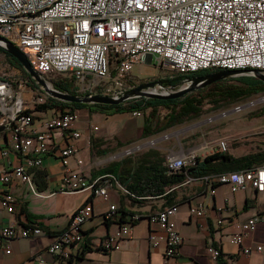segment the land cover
Segmentation results:
<instances>
[{"label": "built area", "instance_id": "built-area-1", "mask_svg": "<svg viewBox=\"0 0 264 264\" xmlns=\"http://www.w3.org/2000/svg\"><path fill=\"white\" fill-rule=\"evenodd\" d=\"M0 37L18 46L33 68L52 84L53 78L73 79L77 91L85 92L90 88L87 78L92 76L110 83L104 94L117 95L128 90L125 80L135 66L151 62L153 58L159 64H169L181 75L218 69L264 71V0H0ZM18 84L21 92L14 88L11 79L0 76V126L10 130L14 149L21 156L18 164L6 167L1 182H26L35 195L48 196L38 189L33 170L43 167L44 158L51 151L53 133L62 131L73 141L61 150V161L66 168L59 191L93 190L106 198L108 188L100 183L104 176L90 181L85 173L67 166L69 158L79 149L75 141L81 137L77 112L48 108L53 113L38 130L33 126L35 110L27 106L23 91L32 90L36 105L50 96L40 85L37 89L31 88L28 77H20ZM217 149L227 152L228 140L220 139ZM1 153L7 155L9 150ZM195 161L194 151L170 155L167 172H182ZM202 178L212 184H229L233 191L248 185L264 191V165ZM194 179L187 176L183 183ZM1 198L9 211L15 209L13 194L4 192ZM177 211L178 206L171 204L146 216L135 213L131 219L134 223L147 217L164 229L168 258L178 255L182 243V234L173 219ZM191 212L203 216L205 205L193 206ZM91 216L92 207L81 206L68 226L55 235L48 247L56 258L53 264L72 258V247L83 239L82 225ZM105 216L109 220L117 219L116 205H111ZM258 219L253 217L238 224L239 231L231 235V242L241 244ZM43 232L38 223L22 227L5 224L0 230L1 242L10 253V243L15 237H33ZM125 236H132V228L122 224L97 246L106 251L119 249ZM150 240L153 245L159 244L154 235ZM252 251L264 254V244L243 248L246 254ZM208 253L213 264H222L219 246H208ZM37 264H44V260Z\"/></svg>", "mask_w": 264, "mask_h": 264}, {"label": "crops", "instance_id": "crops-1", "mask_svg": "<svg viewBox=\"0 0 264 264\" xmlns=\"http://www.w3.org/2000/svg\"><path fill=\"white\" fill-rule=\"evenodd\" d=\"M23 95L27 99V106L35 110L33 126L40 130L43 121L53 113V110H37L36 105L31 107L30 104H34V93L30 88L24 90ZM37 111H42V113H37ZM87 111L81 110L80 116L78 115L81 137L75 141L79 149L69 158L67 166L72 170L85 173L90 181L104 176L100 183L107 186L108 196L104 198L95 194L93 190L76 193L59 191L66 168L61 161V150L73 139L68 138L62 131H55L51 151L45 156L41 168L47 172V186L44 189L37 186L38 189L47 192L48 196L35 195L26 182L14 181L4 184L0 180V230L3 225L10 223L17 224L18 227L38 223L44 231L38 236L15 237L10 243V253L5 251L0 235V264H37L40 260H44V264L56 262V258L48 251V247L54 241L55 235L68 226L74 212L85 205L92 207V216L82 225L83 239L72 247L70 260H58L57 264H213L208 253L210 245L221 248L223 263L262 264L264 254L256 251L246 254L243 252V248H254L258 244H264V191H258L252 185L233 191L229 184H212L203 178L195 177L188 183L181 182L167 187L166 192L162 195L148 194L137 197L132 194L133 197H130L129 191L119 179V172L116 174L102 172V169L107 165L102 167L97 165V162L94 161V148L96 143L107 141L109 138L134 142L133 138L139 135L144 137L145 117L151 110L140 111L142 113L135 115V117L144 116L137 123L135 137H127L130 129L126 127L122 128L119 134L98 133L97 126L93 124L94 114L88 109ZM157 134L143 138L148 139L154 136L152 140H156L152 146L148 145L149 141H143L142 145L146 146L144 152L163 156L166 165L168 157L172 155L171 151L165 153L167 145L171 143H167V140L171 141L172 136L169 133L159 136ZM219 140L215 143L202 142L201 145L194 143V138H186L182 143L177 140L180 149L174 155L180 156L184 153L181 151L183 149L196 148L194 149L196 159L204 158L218 151ZM5 149H8L9 153L2 155L1 152ZM262 150L264 147L255 152ZM84 152H87V155H84ZM227 152L236 157L246 155L231 151L230 139H228ZM20 158V154L14 149L10 130L5 128L0 131V177L4 174L7 166L18 164ZM150 159L154 160L155 156ZM79 160H82V163ZM255 165H264V163L252 166ZM124 182L129 183L127 179H124ZM4 192H10L16 197L13 211H9L2 203L1 195ZM134 197L137 199L135 200ZM171 204L178 206V211L173 219L182 234V243L179 246L178 255L168 258L165 256L167 242L164 229L159 224L151 222L147 217L134 223H131V219L135 213L146 216ZM199 204L205 205L203 216H197L191 212V208ZM111 205L117 207V219L114 220L106 219L105 216ZM124 212L126 215L124 221L121 222ZM253 217L259 219L245 235L242 243H232L231 235L239 231L238 224ZM122 224L131 226L132 236H125L119 249L106 251L98 248V242L117 232ZM151 235L159 240L158 245H153L150 240Z\"/></svg>", "mask_w": 264, "mask_h": 264}, {"label": "rangeland", "instance_id": "rangeland-1", "mask_svg": "<svg viewBox=\"0 0 264 264\" xmlns=\"http://www.w3.org/2000/svg\"><path fill=\"white\" fill-rule=\"evenodd\" d=\"M176 75L178 73L169 64H159L158 60L153 58L151 62L136 65L129 74L128 79L125 80L124 85L130 90L143 82L166 80ZM0 76L4 79H11L14 83V88L18 92H21V89L18 87V80L22 76L13 69L5 53L1 51ZM237 77L223 79L226 80L223 83L241 84V81ZM57 79L53 78V81ZM87 79L89 80L88 86H90L89 90H87L88 92L92 90L96 93H104L106 92L105 87L110 85L106 80H100L92 76H89ZM202 89L200 91L195 90L186 96L196 95L204 97L203 112L199 116L190 118L183 123L168 128L165 132L157 134L159 136L169 133L172 136L171 141L167 140V143H171L167 145L165 153L171 151L172 155L176 154V151L180 149L177 140H180L182 143L186 138H194V143H200V145L202 142L215 143L221 138H227V140L230 139L231 141V151H236L238 154L255 152L264 147V91L236 101H220V98L209 96L210 93L217 89L215 85L210 84ZM87 91L85 92L88 93ZM85 92L81 94H85ZM135 99L138 98L128 100L124 104H128ZM35 105V103L30 104L31 107ZM81 110L88 112L85 108L77 109L79 116ZM37 113H42V111H37ZM92 113L94 114L93 124L97 126L98 130H96L98 133L107 135L111 133L119 134L122 128L126 127L130 129L127 137H135L137 135V123L144 118V116L135 117L136 114L129 110L114 113L100 111ZM167 113L168 109L160 107L156 112L155 119L164 120ZM170 135L169 137H171ZM153 137L143 139L144 137L139 135L133 138L134 142H123L114 140L113 138L98 142L94 148V161L97 162L99 167H102L115 161L135 158L144 152L146 146L142 145L143 141H149V146H152L156 142V140H152ZM194 149L196 148L183 149L181 151L192 152ZM102 150H107V152L99 153ZM84 155H87V152H84Z\"/></svg>", "mask_w": 264, "mask_h": 264}, {"label": "trees", "instance_id": "trees-1", "mask_svg": "<svg viewBox=\"0 0 264 264\" xmlns=\"http://www.w3.org/2000/svg\"><path fill=\"white\" fill-rule=\"evenodd\" d=\"M0 51L5 53L9 63L13 69L23 77H28L30 87L37 89L39 84L32 79L25 71L21 63L10 53L0 47ZM210 70H204L189 75L178 74L172 78L165 80L167 85H174L182 81L184 78L192 77L195 74H205ZM241 84H224L226 80H219L214 83L217 89L210 93L209 96L220 98V101H236L244 97L260 93L264 91L262 82L255 78L242 75L237 77ZM54 85L64 91L74 94L78 92L73 79H58L53 81ZM203 90V89H200ZM198 90V91H200ZM84 93V92H83ZM86 93V92H85ZM204 97L202 96H185L178 99H152L140 97L131 101L128 104H85V103H70L64 102L52 97L46 98L44 103L37 104V110H47L54 108L55 110L65 111L66 109L74 110L86 108L90 112L114 113L119 111H144L151 109V112L145 117L143 136L148 137L153 134L162 132L176 124L199 116L203 112ZM168 109V113L164 120L155 119L158 108ZM106 153L107 150L99 151ZM155 156V159H150ZM165 158L157 156L151 152H144L135 158H126L120 161H115L102 169L104 173H118L121 183L129 191V196L132 194L142 195H162L166 192V188L171 185H176L183 182L187 176L202 178L212 174H221L228 171H237L249 168L254 164L264 163V150L254 152L242 156H234L228 152L217 151L207 155L204 158H197L196 161L184 168L182 172L168 173L167 166L164 164ZM34 180L40 189L47 186V172L44 169L37 168L33 170ZM127 179L129 183L124 182ZM136 200L137 198L134 197ZM126 213L121 216V222L124 221ZM222 264H226L223 263Z\"/></svg>", "mask_w": 264, "mask_h": 264}, {"label": "water", "instance_id": "water-1", "mask_svg": "<svg viewBox=\"0 0 264 264\" xmlns=\"http://www.w3.org/2000/svg\"><path fill=\"white\" fill-rule=\"evenodd\" d=\"M0 47L14 56L21 63L28 75L41 86L44 93L52 98L70 103L119 105L124 104L128 100L139 97L152 99H178L197 89H202L216 81L242 75L251 76L262 82L264 85V71L261 69H218L211 70L201 76L184 78L182 81L174 85H167L165 80L143 82L138 86L117 95H108L96 92L74 94L61 90L54 84L47 81L40 72L33 68L26 54L13 42L4 37H0ZM5 128V126H0V131Z\"/></svg>", "mask_w": 264, "mask_h": 264}, {"label": "flooded vegetation", "instance_id": "flooded-vegetation-1", "mask_svg": "<svg viewBox=\"0 0 264 264\" xmlns=\"http://www.w3.org/2000/svg\"><path fill=\"white\" fill-rule=\"evenodd\" d=\"M201 75H203V74H195V75L192 76V77L201 76ZM197 90H200V89H197Z\"/></svg>", "mask_w": 264, "mask_h": 264}]
</instances>
